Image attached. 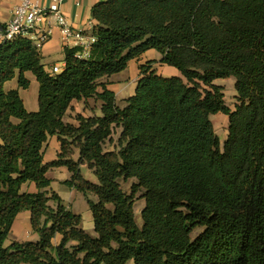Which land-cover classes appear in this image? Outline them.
Instances as JSON below:
<instances>
[{"label":"trees","instance_id":"16d2710c","mask_svg":"<svg viewBox=\"0 0 264 264\" xmlns=\"http://www.w3.org/2000/svg\"><path fill=\"white\" fill-rule=\"evenodd\" d=\"M92 16L89 56L66 47L59 74L46 70L28 37L0 46V264H264V0H103ZM152 50L180 75L158 74L152 61L140 66L135 94L120 106L103 80ZM26 73L39 83L37 112L19 90L5 89L18 77L28 90ZM231 78L234 110L215 84ZM91 99L101 116L65 123L74 101ZM219 114L229 119L223 149L212 122ZM52 137L61 152L45 163ZM59 168L84 195L94 236L49 195L48 173ZM121 180L135 181L131 195ZM28 183L36 194L22 192ZM26 211L39 240L6 246Z\"/></svg>","mask_w":264,"mask_h":264},{"label":"crops","instance_id":"0c3cea01","mask_svg":"<svg viewBox=\"0 0 264 264\" xmlns=\"http://www.w3.org/2000/svg\"><path fill=\"white\" fill-rule=\"evenodd\" d=\"M41 6L44 8H51L54 3L53 0H39ZM103 0H64L61 4V10L67 18V21L70 25H72L77 30H83L85 35L88 38L95 37L94 28L96 26V21L93 19L92 10L93 8ZM21 2V0H0V24H7L12 17L13 9ZM42 27L48 28L52 31L51 39L44 44L41 53L43 56V63L46 66V70L52 71L54 67H61L62 70L65 68V54L64 50L66 48L63 42V36L61 30L56 22V20L51 16L48 17L42 24ZM158 52L152 50L143 55L140 59L134 60L130 63L129 67L137 63L138 67L145 65L148 58L147 56H151L156 58ZM159 59V58H158ZM128 67V68H129ZM165 73L161 74L165 77H174L179 76L178 70L165 66ZM125 72V71H124ZM26 78L30 80L31 85L35 83L37 94H38V102H35V98L30 99L28 104H25L26 109L29 112H37L39 110V83L36 77L31 73H26ZM133 80H139L140 78V70L133 77ZM124 80H132L128 78L125 74L120 73L114 75L110 78H106L103 81L109 83L108 88L115 92L117 96V100L119 94L116 89L117 86L121 85ZM231 80V79H227ZM37 81V82H36ZM220 80L215 82L216 85H219ZM236 83V82H235ZM135 91L137 88V84L134 85ZM6 91L11 90H19L20 96L23 99V91H27L24 89H20L19 80L16 77L13 81L8 82L5 85ZM125 99V98H124ZM86 105H89V108H86ZM91 105V106H90ZM78 115L84 116L86 118L93 117L95 115L101 116V103L96 101L95 99L89 100L87 103L74 101L72 104V108L68 111L65 116V123L71 124L73 126L78 127L79 123L76 119ZM222 114L217 115V118ZM119 137V133L114 136V140L117 141ZM114 148V146H113ZM112 148V149H113ZM61 152V144L57 137H52L48 141L45 146V163H51L58 159V156ZM79 153L76 154V159H78ZM85 167L82 168V171ZM48 177L53 181L52 186L48 191L51 193H56L63 200L64 204L72 210L74 213L81 215L80 210L84 209L86 205V199L83 194L79 193L74 189H70L64 183L66 181H70L72 175L69 173L66 168L52 169L48 173ZM22 192L36 194L38 189L35 184L28 183L23 185ZM94 197H92L93 199ZM94 198L93 200H95ZM85 204V205H84ZM50 205L54 208L57 207V204L54 202H50ZM87 207L89 208L88 204ZM90 210V209H89ZM82 216V215H81ZM83 218V217H82ZM39 240V236L33 231L31 225V213L30 212H22L16 218V221L12 228V233L6 242V246L11 245L13 242H37ZM61 237L57 236L54 240V245L57 246L60 244Z\"/></svg>","mask_w":264,"mask_h":264},{"label":"built area","instance_id":"2783aa9c","mask_svg":"<svg viewBox=\"0 0 264 264\" xmlns=\"http://www.w3.org/2000/svg\"><path fill=\"white\" fill-rule=\"evenodd\" d=\"M63 1L53 0L54 5L51 8H44L39 0H21L13 9L11 20L5 25H0V46L24 36L33 40L38 49L42 50L44 44L51 39L52 31L41 24L52 16L61 30L65 46L82 48L83 53L79 57L87 58L97 39L88 38L83 30H77L68 23L61 10ZM62 71L61 67L53 68L55 74Z\"/></svg>","mask_w":264,"mask_h":264},{"label":"rangeland","instance_id":"374dc122","mask_svg":"<svg viewBox=\"0 0 264 264\" xmlns=\"http://www.w3.org/2000/svg\"><path fill=\"white\" fill-rule=\"evenodd\" d=\"M157 55L158 56L156 58L147 56L149 58L145 64H147L150 61L155 62L154 65L152 66L153 70L156 71L158 74H164L165 66L160 63L161 55L159 53H157ZM138 70H140V67H138L137 63H134L125 72H123V74H125L128 78L132 80H124V82H122L121 85L117 86L116 91L119 94L118 103L122 107L124 106L125 100L132 97L135 94L134 85L137 84L139 80H133L134 79L133 77L136 75ZM219 85H221L224 89L223 93L225 95V102L227 106H229L232 110H234L237 105V99H236L237 92L235 89V79L231 78V80H220ZM23 97L25 100L24 104H28L30 99L32 98H35V102H38V94L35 83L31 85L27 91H23ZM86 108H89V105H86ZM212 122L215 125V129L218 136L220 137L221 148L223 149L224 143L228 136L229 119L225 115H221L218 118L216 115L212 117ZM107 147H108L107 149L110 150L113 148V146L110 145H108ZM83 174L87 180L91 182H96L95 176L87 167L83 169ZM120 183L123 190L129 195H131V187L135 183V181L121 180ZM142 195L143 193H139L135 198L136 223L138 224L139 227L143 226L142 211L144 210L146 205L145 200L142 199ZM80 213L83 217L82 228L85 231H87L90 235L94 236V219L91 211L87 207V203L84 209L80 210ZM201 232H202L201 229H196L193 233V237L195 238Z\"/></svg>","mask_w":264,"mask_h":264}]
</instances>
